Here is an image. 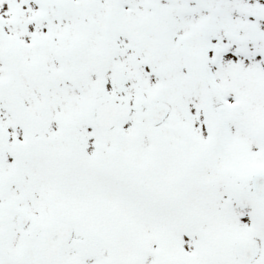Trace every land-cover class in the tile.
<instances>
[{
  "label": "snow or ice",
  "instance_id": "obj_1",
  "mask_svg": "<svg viewBox=\"0 0 264 264\" xmlns=\"http://www.w3.org/2000/svg\"><path fill=\"white\" fill-rule=\"evenodd\" d=\"M0 264H264V0H0Z\"/></svg>",
  "mask_w": 264,
  "mask_h": 264
}]
</instances>
